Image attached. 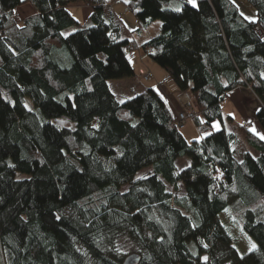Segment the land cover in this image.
<instances>
[{"label": "trees", "instance_id": "1", "mask_svg": "<svg viewBox=\"0 0 264 264\" xmlns=\"http://www.w3.org/2000/svg\"><path fill=\"white\" fill-rule=\"evenodd\" d=\"M119 1L134 29L107 0H0V264H264V140L221 105L248 87L264 130V0H243L249 17L235 0ZM155 20L141 50L190 95L199 137L153 87L110 86L135 78L134 35ZM223 211L254 249L237 250Z\"/></svg>", "mask_w": 264, "mask_h": 264}, {"label": "crops", "instance_id": "2", "mask_svg": "<svg viewBox=\"0 0 264 264\" xmlns=\"http://www.w3.org/2000/svg\"><path fill=\"white\" fill-rule=\"evenodd\" d=\"M107 2L111 4V7L113 8L114 12L123 20L126 27L129 30L134 29L135 27L134 19H132V17H124V16H127V13H123L122 15L123 9L121 6L118 5L119 1L118 0H107ZM70 8H80L81 11L83 12V17H84V22H85V19L88 16L87 13H89V10H90L87 5L76 3L74 5H69L68 9ZM33 13H34V9L28 4L19 6L16 9V14L19 15L21 18L29 17ZM73 17L78 22H80L75 16ZM133 44H134V48L130 50V55H129V60L131 62V65L135 73H137L139 68L143 69V67L144 68L148 67L151 71V77L149 79L150 82L147 83L146 85L142 84L141 82L137 86L129 82V80L130 79L132 80V78L116 80L117 82H115L114 84H112L111 83L112 81H111L110 86L112 87L118 99H123L125 97H129L133 95L135 92H139L137 91V89L139 87H142V85H144L148 87L151 86L155 89V91L166 102V104L168 105L174 117H175L176 112L181 110L183 107L189 106V105L192 106L193 102H192V99L190 98V95L187 94L186 92H180L176 89L173 82L169 78H167L166 72L156 63H154L146 53H143L140 47L141 42L134 39ZM127 81L130 83V85L128 84L127 92H122L119 89V87H118L119 92L115 90V87H114L115 84L119 85L123 83V85L127 86L126 84L128 83ZM221 105H222V111L226 115L230 116L235 122L239 124L245 123L244 126L248 130H250L252 133H254L258 138H260L261 136H264V130L262 129L261 125L256 119V112L260 109L261 105L258 99L254 96V94L251 92V90L248 87L237 86L231 89L227 94V98L222 102ZM185 133H186V136L190 138L199 137L201 135L200 130H198L196 123L194 121H189L187 123L186 128H185ZM257 133H259V135H257ZM261 140H264V139H261ZM244 145H245V142H243L242 146Z\"/></svg>", "mask_w": 264, "mask_h": 264}, {"label": "rangeland", "instance_id": "3", "mask_svg": "<svg viewBox=\"0 0 264 264\" xmlns=\"http://www.w3.org/2000/svg\"><path fill=\"white\" fill-rule=\"evenodd\" d=\"M235 1L238 3V5L240 7V10L247 17H249L248 15H249V11L251 12V7L246 2H244L243 0H235ZM76 3L84 4V3L80 2V1H78V2L72 3L71 5H74ZM84 5H86V4H84ZM118 5L121 6L122 9H123L122 15H123V13H127V16H124V17H132V19H134V22H135V18H134L133 13L129 12V11H125L126 9H125V6L122 3V1H119ZM110 6H111V4H110ZM69 10H70L71 14L73 16H75L81 23H84L83 12L81 11L80 8H70ZM89 12H90V10H89ZM84 13H86V12H84ZM88 14L89 13H87V15ZM86 19H85V21H86ZM135 26H136V23H135ZM72 30H74V28L70 27L67 30V32L72 31ZM159 31H160V21L159 20H155L147 28V31L144 34H142L141 36L134 35V39L138 40L139 42H143L144 40H146V39H148L150 37H153L154 35H157L159 33ZM129 55H130V52H129ZM145 74H147V75L149 74V75L147 77H144ZM150 77H151L150 69L148 67L147 68L143 67V69L139 68V70L137 71V74L135 75V78H133L132 80L130 79L129 82L131 84H134V85H137V86L139 85L138 83H141V82H142V84L146 85L147 83L150 82V80H149ZM122 81H124V80H122ZM115 82H117V81L116 80H112L111 83L114 84ZM124 82H126V81H124ZM129 82L126 83L127 86L123 85V83L119 84V85L115 84L114 85L115 90L119 92V89H120L122 92H127L128 84L130 85ZM144 85H142V87H145ZM118 87H119V89H118ZM142 87H139L137 89V91H140V89ZM190 107L192 108V106H190ZM183 109H184V107L181 110H183ZM181 110H179V111H181ZM186 122L188 123V121H186ZM204 133H206V132H204ZM237 148H238V150H241V149H239V147H237ZM237 156L239 158H241L239 155H237ZM187 162H188V158L187 157H183V158L179 159L178 162H177L178 168L179 169L182 168L184 165L187 164ZM150 171H151L150 167L142 168L135 174V177H142V176L146 175ZM166 187H167V189L169 191H171L175 195H181V194L184 193V188H183V185L181 183L179 184L178 189H176V190L172 189V187L170 185H168V184L166 185ZM219 218L224 223V225L229 229V231H230V233H231V235H232V237L234 239V244L238 248L237 250L241 254L246 253L247 251H249V249H252V245L255 244V242L242 230V228L235 222L233 217L227 211L221 212L219 214ZM125 249L128 250V248H125Z\"/></svg>", "mask_w": 264, "mask_h": 264}, {"label": "built area", "instance_id": "4", "mask_svg": "<svg viewBox=\"0 0 264 264\" xmlns=\"http://www.w3.org/2000/svg\"><path fill=\"white\" fill-rule=\"evenodd\" d=\"M148 75L145 74L144 77H147ZM196 116L197 111L195 109L191 108L190 106H185L183 110L176 112L174 121L178 127H182L186 121L193 120L196 118Z\"/></svg>", "mask_w": 264, "mask_h": 264}, {"label": "water", "instance_id": "5", "mask_svg": "<svg viewBox=\"0 0 264 264\" xmlns=\"http://www.w3.org/2000/svg\"><path fill=\"white\" fill-rule=\"evenodd\" d=\"M140 261V255L136 252L127 254L121 264H138Z\"/></svg>", "mask_w": 264, "mask_h": 264}, {"label": "snow or ice", "instance_id": "6", "mask_svg": "<svg viewBox=\"0 0 264 264\" xmlns=\"http://www.w3.org/2000/svg\"><path fill=\"white\" fill-rule=\"evenodd\" d=\"M187 2L190 4V5H192V7H196L197 5H196V0H187ZM175 12H180L182 9H181V7L180 6H176L174 9H173ZM62 35H65V34H62ZM261 75L262 76H264V73H261ZM121 102H123V101H121ZM25 107H27V105H25ZM29 110H31V109H29ZM133 126H135V125H133ZM93 127H96V125H93ZM257 135H259V133H257ZM261 139H264V136H261L260 137ZM11 166V165H10ZM256 247V245L255 244H253L252 245V249H254ZM252 249H249V250H252ZM195 254V253H194ZM203 259L204 260H207V257H203Z\"/></svg>", "mask_w": 264, "mask_h": 264}, {"label": "bare ground", "instance_id": "7", "mask_svg": "<svg viewBox=\"0 0 264 264\" xmlns=\"http://www.w3.org/2000/svg\"><path fill=\"white\" fill-rule=\"evenodd\" d=\"M189 121H192V120H188V122H189ZM173 123H174V125L176 126V128H177V129H180V130L184 129L185 126H186V124H187V122H185V123L183 124L182 127H178L177 124L175 123V121H174Z\"/></svg>", "mask_w": 264, "mask_h": 264}]
</instances>
